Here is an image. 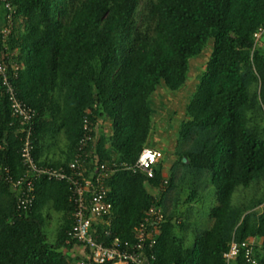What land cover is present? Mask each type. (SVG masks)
Returning <instances> with one entry per match:
<instances>
[{
    "label": "trees",
    "instance_id": "obj_1",
    "mask_svg": "<svg viewBox=\"0 0 264 264\" xmlns=\"http://www.w3.org/2000/svg\"><path fill=\"white\" fill-rule=\"evenodd\" d=\"M2 2L13 13L6 39L1 28L7 20L0 24V62L8 65L18 98L36 111L33 157L41 166H66L73 159L84 117L95 125L110 124L109 135L94 134L87 148L91 156L103 164L133 165L149 148L153 120L163 106L157 102L159 91L181 90L190 61L210 49L180 126L179 141L190 143L176 153L184 168L181 179L203 176L214 190L210 228L182 245L165 194L158 200L154 194L163 187L162 159L152 179L123 169L106 179L113 209L93 223L94 235L106 245L113 238L133 241L134 228L156 202L166 217L154 248L157 264H223L228 243L248 238L256 240V256L264 263V208L257 210L264 198L246 206L232 202L237 188L264 187V52L252 37L264 25V0ZM11 62L19 65L16 78ZM1 91L0 264H68L64 250L75 243L66 234L72 211L67 185L40 180L32 209L19 213L3 179L5 168L18 176L23 167L21 134ZM59 131L67 159L46 163L42 154ZM196 196L193 191L187 202ZM48 206L63 216L53 243L43 230Z\"/></svg>",
    "mask_w": 264,
    "mask_h": 264
},
{
    "label": "built area",
    "instance_id": "obj_2",
    "mask_svg": "<svg viewBox=\"0 0 264 264\" xmlns=\"http://www.w3.org/2000/svg\"><path fill=\"white\" fill-rule=\"evenodd\" d=\"M7 24L10 22L13 9L10 4L2 2ZM4 39L9 33L8 27L1 31ZM255 45L264 38V25L253 33ZM12 53L8 55L10 57ZM19 65L10 63L11 76L16 78ZM0 87L9 104L11 116L17 121L21 134L19 150L23 172L13 176L8 169L3 170V179L16 197V210L19 213L29 212L35 201L37 183L46 179L65 183L68 188V203L71 211V226L67 238L82 249L80 264H157L154 253L157 239L161 233L166 217L163 210L153 202L144 212L141 221L134 228L133 241H122L113 238L109 245L98 241L94 235L93 223L102 221L112 213V203L108 199L106 179L118 169L143 173L147 179L154 176V167L163 159L159 150L143 148L133 165L126 163H99L97 158L88 152V146L94 142L98 125L86 117L82 120V136L76 145L73 159L66 166H41L33 157L32 134L36 111L20 100L15 87L10 82L8 65L0 62ZM264 121V103L260 104ZM96 135V134H95ZM89 166V168H88ZM167 181L163 180V186ZM264 208V203L259 210ZM256 240L248 238L243 241L232 239L222 253L223 264H264L256 256Z\"/></svg>",
    "mask_w": 264,
    "mask_h": 264
},
{
    "label": "rangeland",
    "instance_id": "obj_3",
    "mask_svg": "<svg viewBox=\"0 0 264 264\" xmlns=\"http://www.w3.org/2000/svg\"><path fill=\"white\" fill-rule=\"evenodd\" d=\"M143 4V2H142ZM5 18V11L0 4V19L2 24ZM11 23L7 24L9 28ZM2 26V25H1ZM3 27L1 28V31ZM210 49L205 52V57L209 55ZM205 57L195 58L190 61L188 78L184 87L171 93L164 89L159 91L157 102L163 104L159 106L158 112L153 120V128L149 138V148L159 150L163 155V180L167 184L154 192L157 200L162 194H165L164 204L169 213H175L173 221L175 223V233L180 238L183 246H189L193 243L195 236L204 234L211 226V210L217 205L216 196L212 187L207 186L208 179L203 176L186 174L183 179L184 168L181 166L182 158L177 157L176 153L185 150L190 140L179 141V131L181 123L185 121V107L194 93L195 85L198 82L199 75L205 69ZM109 122L102 121L98 126L99 130L106 136L109 132ZM57 141L65 146V138L62 132L57 134ZM175 169L172 171V167ZM171 171L174 177L171 179ZM181 179V180H180ZM172 183V188L168 187ZM196 193L193 201L187 202L192 192ZM264 198V187L261 185L251 186L248 189L237 188L233 195L232 202L237 206H246L256 199ZM259 211V207L257 208ZM46 223L44 234L47 242L53 243L59 225L60 217L51 209L44 208Z\"/></svg>",
    "mask_w": 264,
    "mask_h": 264
},
{
    "label": "crops",
    "instance_id": "obj_4",
    "mask_svg": "<svg viewBox=\"0 0 264 264\" xmlns=\"http://www.w3.org/2000/svg\"><path fill=\"white\" fill-rule=\"evenodd\" d=\"M2 23L0 19V24ZM256 47L264 52V38H262L256 45ZM62 132V131H61ZM58 133V132H57ZM63 135V133H62ZM57 136V135H56ZM55 136L54 141H52L46 150H44L41 159L45 160L46 163H63L67 159V152L64 145H60L62 147H59L58 145L61 142H56L57 137ZM58 144V145H57ZM50 207V206H48ZM54 211V210H53ZM55 212V211H54ZM58 217H60V221L62 219V214L55 212ZM82 249L78 245H73L69 250H64L65 258L68 262V264H80L81 256H82Z\"/></svg>",
    "mask_w": 264,
    "mask_h": 264
}]
</instances>
